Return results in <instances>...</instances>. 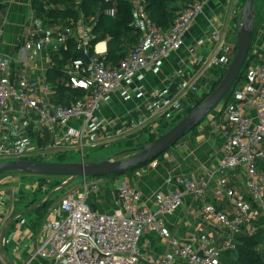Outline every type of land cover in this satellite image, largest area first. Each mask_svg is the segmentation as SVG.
I'll return each mask as SVG.
<instances>
[{
	"label": "built area",
	"instance_id": "2783aa9c",
	"mask_svg": "<svg viewBox=\"0 0 264 264\" xmlns=\"http://www.w3.org/2000/svg\"><path fill=\"white\" fill-rule=\"evenodd\" d=\"M131 1L142 34L115 67L105 66L96 50L90 55L93 26L82 18L76 25L61 26L56 30H48L33 19L26 26L23 55L32 58V55L26 56V52L33 49L58 54L62 49L67 50L69 41L75 39L77 48L88 56L90 62L80 55L67 64L64 71L70 85L85 89L86 94L70 105L55 103L49 98V84L29 79L22 73L24 68L13 75L12 61L0 58V131L10 123L9 112L15 105H20L32 110L37 115L36 125L52 135L48 144L50 149L77 147L84 160L85 147L95 146L89 136L100 128L96 112L110 94L122 88L124 78H132L144 69L155 67L169 53L181 49L189 29L211 0L187 3L167 31L150 17L146 0ZM2 36L0 28V39ZM212 39L220 40V34L214 33ZM198 43L203 45L205 41L200 39ZM126 93L124 89L122 94ZM234 97L237 102L226 106L225 120L218 127L224 157L217 170L214 189L216 196L231 202L234 212L220 210L211 203L203 206L208 219L223 226V251L235 246L238 234L254 235L260 228L264 229V168L261 167L264 163V61H255L247 68L246 84L235 90ZM169 104L170 101L166 100L165 105ZM73 119L79 120L77 127L71 125ZM31 153L29 148L25 152L18 148L11 151L20 159ZM233 170L240 171L245 193L230 185L227 175ZM211 176H169L167 183L176 184L181 190L164 194L157 212L143 205L136 186L123 182L116 193L119 205L112 213L100 212L87 203V196L97 191L98 184L84 177L81 189L71 190L61 197L59 207L45 222L37 244L30 243V258L22 260L20 249L16 251L17 258L22 260L21 264H31L36 259L46 261L41 264H142L139 242L143 233L154 231L163 237L166 235L164 221L158 213L173 214L182 205L184 194L203 199L210 187ZM3 201L0 195V221L4 214ZM22 230L19 228V232ZM28 234L29 231H22V236ZM4 243L2 237V245ZM169 243L173 255L189 264H216L219 259L220 251L205 240L180 241L177 237H170ZM259 249L264 257V239ZM4 261L5 264H16ZM144 261L146 264H171L172 259L148 257Z\"/></svg>",
	"mask_w": 264,
	"mask_h": 264
},
{
	"label": "crops",
	"instance_id": "0c3cea01",
	"mask_svg": "<svg viewBox=\"0 0 264 264\" xmlns=\"http://www.w3.org/2000/svg\"><path fill=\"white\" fill-rule=\"evenodd\" d=\"M229 1L211 0L206 3L204 11L186 34L185 44L181 49L169 53L155 67L144 69L132 78L123 79L122 88L114 90L102 107L96 112L99 118L100 128L97 132L89 136L90 142L95 143V146H92V148H97L99 145L105 144L103 141L123 134L125 130L138 128L142 129L143 132H157L162 122L175 121L181 112L186 109L187 105L191 103V98L188 97L187 99L168 105L170 106L169 108L167 106L157 107L152 104L148 105V100H163L167 97L168 92H179L178 89L182 81H188L187 77H192L193 74H195V79H197L205 72L209 65L212 68V70L209 69V72L212 71V75H210L211 80H209L210 83L227 65H230L236 54L235 46H237L238 42L237 33L239 21L238 10L243 0H232L233 5H238V7L234 9L232 14L228 13L225 18L226 13H224V10H226L225 8ZM0 4L3 6L0 9V28L3 30V36L0 39V58L12 61L13 75L24 68L22 73L29 79L33 81H44L49 84L51 88L49 98L57 103L53 99L59 100L61 94H57L55 88L48 81L46 74L47 70L53 66L51 54L33 49L26 52V56L32 55V58H26L23 55L22 46L26 26L33 19L37 23L44 25L48 30H56L61 25L57 23L50 26L45 25L33 8L32 0H0ZM135 22L141 29V24L136 16ZM214 33L220 34V40L212 39ZM203 38L207 39V43L205 42L203 45H199L198 41ZM205 44L206 47H204ZM95 50L101 56H104L107 51V40L98 42ZM207 54H212L211 60L213 59L214 63L211 64L210 60L202 68L201 72H197L199 69L198 64L205 61L206 58L204 57ZM253 54L257 55L260 61H264V23L259 26L253 43ZM183 77L184 79L181 80ZM66 80L67 85L71 86L68 79ZM209 83L204 86L203 92L208 89ZM245 84L246 81L242 85L244 86ZM124 89L127 90V93L123 95L122 91ZM251 112L253 113V111ZM131 115L132 117H130ZM9 116L10 123L6 124L4 129L0 131V161L1 159L14 155L11 154V151L14 149L18 148L22 152H25L30 148V143H33L39 149L44 148L43 146H39L38 141L36 139L35 141L31 136L33 131L47 133L50 142L53 139L49 132L36 125L35 120L37 115L32 110L15 105L14 110L11 113L9 112ZM152 116L154 119L156 118V122L152 125H155L156 129H153V127L152 129L147 127L143 128L144 126L142 127V125L149 121L148 119ZM1 117L2 113L0 110V122ZM209 120L201 128L191 131V135L184 139L177 147L171 150L169 149L163 160H154L145 167L140 168L136 172V177L132 182L128 177H103L89 180V182H96L98 184L97 191L91 192L87 196V203L93 209L104 213H112L119 205L116 194L117 188L121 183L127 182L138 188L142 196L143 205L157 212L164 194L174 190H181L176 184L167 183L169 176L183 175L197 177L212 174L210 187L203 199H196L191 194H184L182 205L173 214L158 213V216L164 221L166 235L163 237L154 231H146L143 233L139 242L142 253V264H146L144 258L152 257L158 260L163 256L170 257L172 259L171 264H189L185 259L173 255L169 243L170 237H177L180 241H190L193 238L208 241L212 247L220 251L216 264H228L226 258L222 256L224 252L222 250V244L225 238L223 226L220 223L208 219L203 210V206L206 203H211L220 210L229 213L234 212V207L227 198L218 197L214 193L216 185L215 179L218 176L217 170L224 157L222 141L217 131H219L218 127L225 120V114L220 115L218 110L216 114L210 115ZM71 125L77 127L79 120L73 119ZM130 141H133V139H130ZM48 144L45 145L46 149L51 151L55 150L50 149V144ZM128 151L121 152L112 158L117 159V157H121L122 154ZM32 153L31 155L22 157H35L39 159L45 156L39 157V155L35 156ZM49 177H41L39 179V184L40 182L46 181L42 192L48 187L47 183H52ZM227 178L231 186L237 191L245 193V187L239 170L229 172ZM4 183H7V181ZM4 183L0 181V187H3ZM83 183L84 177L76 187L69 191L81 189ZM62 186L58 185L55 188L62 189ZM50 192L44 197L43 195L40 198L36 197L39 202L34 205H41L40 203L44 202ZM54 192L52 191L51 196H53ZM0 195L3 196L4 200L2 203L4 214L0 221V249L3 253L4 245H2L1 239L3 230V237L5 238L9 227L14 226L20 229L22 227V231H29V234L22 236L21 231L14 239L24 248V251H21L22 260L24 256L26 257L24 260H28L31 256L30 252L32 248L30 243L34 244L32 239L35 236L38 237V234H35L27 226L28 216L25 214L31 210L24 214L21 213L31 206L28 208L24 207L21 212H17L11 207L10 199L2 193ZM23 215L27 218L25 216L23 217ZM4 258L8 263L13 262L6 256ZM3 263L5 264L4 259H2L0 264Z\"/></svg>",
	"mask_w": 264,
	"mask_h": 264
},
{
	"label": "trees",
	"instance_id": "16d2710c",
	"mask_svg": "<svg viewBox=\"0 0 264 264\" xmlns=\"http://www.w3.org/2000/svg\"><path fill=\"white\" fill-rule=\"evenodd\" d=\"M196 1L199 0H146V8L153 21L164 31H167L170 29L175 17L186 6V4ZM245 2L246 0L241 2L240 9H242ZM259 2L260 0L255 2V31L246 64L242 68L232 89L221 101L222 103L219 109L220 115L224 113V110L229 103L237 102L234 97V92L246 81L247 68L253 62L260 61L257 55L253 54V43L259 30V26L264 23V9H260ZM32 6L35 9L37 15L41 18L42 22L47 26L53 25L55 23L60 24L61 26L76 25V23L81 18L86 24L92 25V39L90 40L89 50L90 55L95 52V46L98 42L107 40V51L105 55L101 57V59L103 64L108 67L117 66L121 59L129 53L131 47L135 45L138 38L142 34V30L135 22V14L131 0H32ZM2 7L3 6L0 4V9ZM112 10L114 11L113 13H111ZM236 51L237 46H235V53ZM50 54L53 58V66H51L46 72L47 79L55 88L57 94H61L59 100H53L57 103L70 105L72 102L83 98L86 94V90L83 88H73L67 85L66 79H68V76L64 71V68L67 64L80 57V51L77 48L75 39H71L69 41V48L67 50L62 49L58 54ZM228 67L229 65H227V67L222 72H220L217 77H213L214 79L209 83L208 89L203 92L201 96H197L195 98L191 97V103L187 105L186 109L181 112L175 121H164L161 123L157 132H148L145 144L155 140L157 137L165 133L183 117L189 114L199 103H201L209 95V93L217 87ZM197 127L198 126L193 128L192 131L196 130ZM31 136L38 141L39 146H45L50 142L49 135L47 133H37L33 131ZM179 141H177V143ZM132 142L133 141L129 140L128 144L130 145ZM168 150L160 154L157 158L137 165L125 172L108 176H99L98 178L128 177L132 182L136 177V172L140 168L145 167L154 160H163ZM58 155L61 156L62 154L59 153ZM21 159L44 161L33 157H21ZM59 162L65 161L59 160ZM261 167L264 168V163L261 164ZM6 173L24 172L6 171L0 176ZM45 182L46 181L40 182L39 184L41 192L43 191ZM58 185H60V183H51L45 189L46 191L43 192V197ZM247 199H249V197H247ZM38 202V199L34 197L26 204L25 208H28ZM52 202L53 199L51 196L43 204L26 213L25 215L28 216V218L23 215V217L25 216L27 218V226H29L35 234H37L38 228L41 227L43 223L42 221L47 214L48 207L50 209ZM263 239V228H260V230L254 235H247L246 233L242 232L236 236L235 246L232 249L224 251L222 256L226 258L228 264H264V257L259 249V245L263 242ZM39 261L41 260L36 259L33 264H38ZM43 262L46 263V261Z\"/></svg>",
	"mask_w": 264,
	"mask_h": 264
},
{
	"label": "rangeland",
	"instance_id": "374dc122",
	"mask_svg": "<svg viewBox=\"0 0 264 264\" xmlns=\"http://www.w3.org/2000/svg\"><path fill=\"white\" fill-rule=\"evenodd\" d=\"M259 4H260L259 5L260 9L263 10L264 9V0H260ZM236 7H238V5H233L232 0H230L228 2V4L226 5V8H225L226 10H224V13H226L225 18L228 15V13L232 14ZM240 10L241 9L238 10V14H239ZM203 39L207 43V39L206 38H203ZM204 47H206V44L204 45ZM204 58H206L205 61L200 62L198 64L199 69L197 70V72H201L202 68H204L205 65L211 60L212 54H207V55H205ZM213 63H214V61L212 59L211 64H213ZM209 69L212 70L210 65L206 68L205 72L201 76H199L197 79H195V76H194L195 74H193L192 77H187L188 81H182L180 83V88L178 89L179 92H173V93L168 92L167 97L163 100H161V99H159L158 101H157V99H155L154 101L148 100L147 101L149 103L148 105L152 104L153 106L156 105L157 107L167 106V108H169L170 106L165 105L166 100H169L170 101L169 105H171V104L176 103L177 101H182L183 99H187L188 97L195 98L197 96H201L203 93L204 86L209 83V80H211L210 75H212V71L209 72ZM183 79H184V77L181 78V80H183ZM242 87H243V85L240 86V88H242ZM197 91H199V93H197ZM172 100H174V101H172ZM221 103H219L218 107H215L213 109V111H211L206 116L204 121L200 125H198V127H197L198 129L210 121L209 120L210 115L216 114V111L219 110ZM146 106H147V104H146ZM153 116H155V115H153ZM153 116L148 119L149 121H147L145 124L142 125V127L144 126L143 128L147 127L149 129H152V127H153V129H156L155 125L152 126L156 122V118L154 119ZM130 117H132V115ZM191 133L192 132H190V133L186 134L184 137H182V139H180V141L176 145L172 146L170 148V150L177 147L184 139H186L189 135H191ZM217 133L220 136V132L217 131ZM147 134H148V132H143L142 129L135 128L132 130H125V132H123V134L112 137L111 139H109L107 141H103L105 144L99 145L97 148H92L91 144L89 146L87 145L85 147V160H87V161H102L105 159L116 157V155L120 154L121 152L142 147L143 145H145ZM130 139H133V143L128 145L127 141ZM30 144H31V146L29 149L33 150V154L35 156L39 155V157H40V156L45 155L43 158H39V159L44 160V161H59V160H64L65 162L82 161V153L78 150L77 147H71L68 149H61V150L55 149V150L51 151L49 149H46V146H43L44 148L39 149L33 143H30ZM28 146H29V144H28ZM59 152H62L61 156L58 155ZM131 152L132 151H128L127 153L122 154L121 157H117V159L128 157L129 155H131ZM18 158H19L18 155L14 154V155L9 156L8 158L1 159V160H12V159H18ZM33 158H35V157H33ZM48 176H50L49 178H51L50 180L52 183H60V185H63V186H62V189L54 188L53 190H51V192L55 191L53 196H52L53 202H52L50 209L48 207L47 214L42 221L43 223H42L41 227L38 228V230H37L38 231L37 232L38 237L35 236L32 239V241L34 242V245L37 244V238H39L43 233L44 223L49 219L50 216H52V214L54 213V210L59 207L61 197L66 192H68L70 189L76 187L83 180V177L79 176V177H76L74 179H70L68 176H58V175H44L43 176L40 174H29V173H6V174L0 176V181L2 183H4L5 181H7V183H8V184L4 183V186L2 185L3 187H0V193H2L4 196L6 195L10 199L11 207H13V210H16L17 212H21V210L24 209L25 205L33 197L40 198L42 195H44L43 192H41V189L39 187V179L41 177H48ZM87 178H88V180H90V179H96L98 177H87ZM49 185L50 184L47 183V186H49ZM18 232H19V228L14 227V226L9 227V229L7 230L6 235H5L6 243H4V246H3V253L0 249V262L2 261V259L5 260L4 257L6 256L16 264L22 263V260L18 259L17 255H16V253H17L16 251L18 249H20V251H24V248L21 247V244H19L14 239V235L17 234ZM24 259H26L25 256H24ZM41 263H43V262L39 261L38 264H41Z\"/></svg>",
	"mask_w": 264,
	"mask_h": 264
},
{
	"label": "water",
	"instance_id": "95a60500",
	"mask_svg": "<svg viewBox=\"0 0 264 264\" xmlns=\"http://www.w3.org/2000/svg\"><path fill=\"white\" fill-rule=\"evenodd\" d=\"M257 0H246L239 12L237 51L220 83L209 95L199 103L189 114L178 121L173 127L157 137L155 140L132 149V154L125 158H109L102 161L59 162V161H33L28 159H12L0 161V175L6 171H21L29 174L76 177H99L125 172L137 165L157 158L174 146L193 128L201 124L206 116L221 103L228 92L236 83L242 68L246 64L248 54L253 42L255 31ZM80 55L89 63V58L82 50ZM52 195V192L48 197ZM48 197L45 199L47 200ZM44 200V202H45ZM42 202V203H44ZM40 203V204H42ZM38 205H33L21 214L32 210ZM4 230L1 235L3 237Z\"/></svg>",
	"mask_w": 264,
	"mask_h": 264
},
{
	"label": "flooded vegetation",
	"instance_id": "af4514ba",
	"mask_svg": "<svg viewBox=\"0 0 264 264\" xmlns=\"http://www.w3.org/2000/svg\"><path fill=\"white\" fill-rule=\"evenodd\" d=\"M131 154H132V152H131Z\"/></svg>",
	"mask_w": 264,
	"mask_h": 264
}]
</instances>
